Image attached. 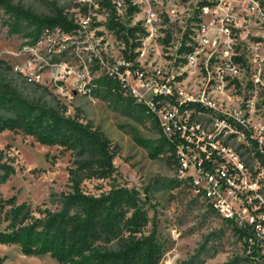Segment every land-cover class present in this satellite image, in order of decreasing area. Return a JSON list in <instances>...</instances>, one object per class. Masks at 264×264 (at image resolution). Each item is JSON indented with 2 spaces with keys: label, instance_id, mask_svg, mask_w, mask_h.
Instances as JSON below:
<instances>
[{
  "label": "rangeland",
  "instance_id": "374dc122",
  "mask_svg": "<svg viewBox=\"0 0 264 264\" xmlns=\"http://www.w3.org/2000/svg\"><path fill=\"white\" fill-rule=\"evenodd\" d=\"M33 8L37 12L48 11L52 0H15ZM61 6L69 8L71 13L78 15L79 10L73 9L74 0H56ZM140 12L131 17L124 12L122 20L132 26L143 21L150 8L160 7L156 0H135ZM99 32L104 35L105 42L96 38L90 43L79 35L64 36L58 33L44 35L40 46V66L45 75V83L37 84L47 91H35L31 85L24 84L22 79L14 76L23 92L30 98H42L51 105L61 103L68 108L67 115L79 117L82 122H90L96 128L106 133L115 147L118 156L114 164L116 172L108 180H92L83 184L84 191L93 196H100L112 188H136L145 197V189L149 193V216L152 223L147 232L152 231L153 223L157 229V239L163 246V260L161 264H225L235 257L246 258L248 255L245 243L229 226L194 192L184 181L177 185V167L172 165L169 154L155 157L156 147L161 145V134L152 121L137 122L126 117L111 104L91 92L88 88L81 89L86 81L98 76V47L102 46L104 64L111 67L123 60L125 45L114 32L106 29L109 21L105 10L95 12ZM94 18V17H92ZM186 25L166 19L161 25L160 32L153 38L144 39L140 54L137 58L139 67L152 75L162 71L170 75H179L185 72L178 54L182 43V33ZM31 32V31H30ZM253 33V32H251ZM251 33L249 34L252 38ZM244 39V38H243ZM249 40H243L241 50L252 60L255 51L250 48ZM251 42V41H250ZM28 43L35 45L37 39L25 35H12L7 27L0 23V61L7 62L17 72L19 64L14 57L18 48ZM63 51V52H59ZM257 54L264 57V47ZM254 55V56H253ZM248 60V61H249ZM63 64L71 68L70 76L52 75V65ZM256 64L253 63V66ZM264 66V65H263ZM84 67H88V71ZM59 69V68H55ZM32 71V70H31ZM33 72V71H32ZM18 74H21L17 72ZM84 76L81 78V74ZM181 77V76H179ZM206 73L188 71L183 74L189 86L196 87L203 81ZM29 83V81H28ZM29 84H35L29 83ZM202 86V85H201ZM154 91L145 95L149 101ZM259 102L255 107L252 124L264 126V93L259 94ZM264 138V130L262 131ZM259 137V134H257ZM232 145L241 153L244 162L253 172L258 167V161L253 159L252 152L244 148L243 142L233 141ZM0 152L2 161L11 163L16 173L6 183L0 182V195L9 199L16 197L17 203L31 205L35 216L39 209L48 208L51 211L62 209L54 195L69 192L68 168L72 166L74 157L70 151L57 146H42L33 137L22 133L6 131L0 135ZM2 171L0 170V176ZM264 195V194H263ZM5 225H0V231ZM261 255L264 257V243L261 246ZM245 264H264V259L249 258ZM0 264H58L50 255L41 257L25 256L19 247L0 244Z\"/></svg>",
  "mask_w": 264,
  "mask_h": 264
},
{
  "label": "built area",
  "instance_id": "2783aa9c",
  "mask_svg": "<svg viewBox=\"0 0 264 264\" xmlns=\"http://www.w3.org/2000/svg\"><path fill=\"white\" fill-rule=\"evenodd\" d=\"M74 1L79 5L78 10L88 8L87 14L79 11L75 15L79 26L76 32L46 30L35 45L24 43L13 53L19 63L17 72L26 76L29 83H45L44 68L39 67L44 35H79L90 43L99 38L104 45V35L95 26V13H92V10L99 11V2ZM109 1L121 18L131 5L140 12L135 0ZM156 4L160 7L150 8L143 21L138 22L147 33L145 39L157 36L166 19L186 25L182 43L186 42L189 51L178 54L185 59V72L206 73L203 81L196 87L189 86L185 78L181 79L185 72L170 75L159 70L149 75L140 67L129 68L123 59L107 67L102 56L104 50L99 45L100 70L96 72L100 74L88 79L81 89H87L102 72H107L116 75L139 102L147 104L156 115L163 135L175 147L178 178L223 220L254 232L253 237L243 241L250 254L254 247L261 248L264 243L261 192L264 172L254 176L232 142H243L248 149L252 140H256L257 150L264 153L261 135L264 126L252 124L251 118L259 94L264 93V57L257 54L264 47V0H156ZM245 39L256 53L252 60L240 48ZM141 48L137 50L139 54ZM52 67L56 78L60 73L64 77L72 73L68 65ZM121 67L125 69L121 71ZM85 69L88 71V67ZM151 91L155 94L146 101L145 95Z\"/></svg>",
  "mask_w": 264,
  "mask_h": 264
},
{
  "label": "trees",
  "instance_id": "16d2710c",
  "mask_svg": "<svg viewBox=\"0 0 264 264\" xmlns=\"http://www.w3.org/2000/svg\"><path fill=\"white\" fill-rule=\"evenodd\" d=\"M96 1L100 4V12L105 10L110 14L106 29L114 32L125 45L123 60L129 63V68H138L137 50L147 36L142 24L129 26L116 14L109 0ZM77 8L79 5L74 4L73 9ZM79 11L87 14L88 8L81 7ZM136 12H139L136 6H129L128 15L133 17ZM1 22L10 34H22L35 40L46 30L74 33L79 28L75 13L56 0L50 2L45 13L20 1L0 0ZM100 25L95 23V26ZM185 44L183 42L178 51L181 55L189 51ZM179 62L184 65L185 59ZM120 69L123 71L125 67ZM94 70L99 71L100 65ZM14 76L20 77L35 91H47L40 85L29 84L26 76L0 61V135L6 131L22 133L42 146L70 151L74 161L68 168L70 191L54 195L62 207L60 211L39 209L36 213L40 216L37 217L31 205L18 204L15 196L5 199L0 195V225H5L0 231V244L15 245L25 256L50 255L58 264H161L164 251L157 239L155 223L152 231H146L152 223L148 189H145L146 199L136 188L116 187L100 196L89 195L83 189L86 181L108 180L116 172L114 161L118 154L106 133L90 122L84 123L79 117L67 115V106L59 102L51 105L42 98L28 97ZM88 88L126 117L137 122L152 121L161 134V145L153 154L155 157L169 154L172 165L178 166L175 147L163 135L156 115L147 104L139 102L116 75L102 72ZM252 143L249 151L260 164V168L253 171L257 176L264 172V153L257 150L256 140ZM0 170L1 183H6L16 173L15 167L8 162L0 161ZM181 184L182 181L177 180L176 186ZM261 184L264 194V180ZM224 222L233 227L242 241L254 236L252 230L231 221ZM256 257L264 259L260 247H254L246 258L235 257L225 264H245L250 262L249 258Z\"/></svg>",
  "mask_w": 264,
  "mask_h": 264
}]
</instances>
